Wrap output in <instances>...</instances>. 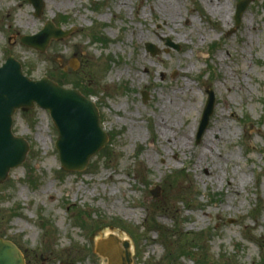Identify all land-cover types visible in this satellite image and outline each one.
Returning a JSON list of instances; mask_svg holds the SVG:
<instances>
[{
  "label": "rangeland",
  "instance_id": "rangeland-1",
  "mask_svg": "<svg viewBox=\"0 0 264 264\" xmlns=\"http://www.w3.org/2000/svg\"><path fill=\"white\" fill-rule=\"evenodd\" d=\"M239 1L43 0L37 16L29 0H0V65L12 56L30 79L77 89L107 133L83 170H65L49 112L13 114L29 150L0 183V238L24 264H107L95 247L109 234L130 264H264V0L236 26ZM49 21L69 34L43 52L21 43ZM207 138L232 157L219 178L196 163Z\"/></svg>",
  "mask_w": 264,
  "mask_h": 264
},
{
  "label": "water",
  "instance_id": "water-1",
  "mask_svg": "<svg viewBox=\"0 0 264 264\" xmlns=\"http://www.w3.org/2000/svg\"><path fill=\"white\" fill-rule=\"evenodd\" d=\"M251 0L237 3L234 15L236 26L239 25L245 8ZM35 15L42 12L43 0H29ZM70 30L47 22L35 35L22 36V44L41 52L51 39L64 38ZM148 50L153 51L151 46ZM205 103L198 137L207 127L209 116L213 112L214 95L210 90ZM37 105L48 110L58 131L55 146L59 152L61 166L65 170H83L89 158L107 142V133L99 123V111L95 103L77 89L58 85L43 76L32 80L23 74L21 64L9 56L0 66V183L9 175V170L20 165L29 150V144L23 137L15 136L11 131L12 117L15 111H27ZM119 238L113 234L100 239L96 251L107 259V264H130L132 253L129 243L122 241L124 249L118 244ZM25 259L20 249L11 241L0 238V264H24Z\"/></svg>",
  "mask_w": 264,
  "mask_h": 264
},
{
  "label": "bare ground",
  "instance_id": "bare-ground-1",
  "mask_svg": "<svg viewBox=\"0 0 264 264\" xmlns=\"http://www.w3.org/2000/svg\"><path fill=\"white\" fill-rule=\"evenodd\" d=\"M164 9H165V15L168 16L170 19H176L175 17V5L172 2H166L164 4ZM168 130L164 129L163 134H165V139L167 141L168 138ZM218 138L215 140L216 142H219L221 140L222 136V131L219 130L218 131ZM184 135V136H183ZM183 137H175V141H176V145L177 143H180V141L186 142L187 139L189 138L188 134H183ZM203 161H206L208 163H211V168H210V175H214L216 178H219L220 172H219V166H221L222 162H226V164L230 163V161H232V157L231 159L229 157H218L214 151L213 148V143L211 142V140H209L208 138L205 139V141L202 144V148L201 150L198 151V159H197V164H201ZM220 175V176H219ZM237 179H233L232 181H228V184L230 185L229 188L231 190H235L237 188ZM111 235V234H110ZM114 235V234H113ZM125 239V237L123 238ZM120 240L118 241L119 246L124 249V246L122 244V241L125 240Z\"/></svg>",
  "mask_w": 264,
  "mask_h": 264
}]
</instances>
